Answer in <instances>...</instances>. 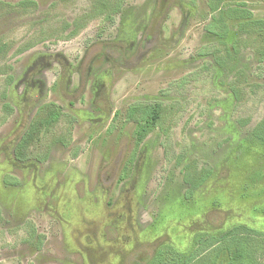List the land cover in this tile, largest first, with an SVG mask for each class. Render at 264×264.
Wrapping results in <instances>:
<instances>
[{
    "label": "rangeland",
    "instance_id": "obj_1",
    "mask_svg": "<svg viewBox=\"0 0 264 264\" xmlns=\"http://www.w3.org/2000/svg\"><path fill=\"white\" fill-rule=\"evenodd\" d=\"M121 1L0 0V264H264V0Z\"/></svg>",
    "mask_w": 264,
    "mask_h": 264
},
{
    "label": "trees",
    "instance_id": "obj_2",
    "mask_svg": "<svg viewBox=\"0 0 264 264\" xmlns=\"http://www.w3.org/2000/svg\"><path fill=\"white\" fill-rule=\"evenodd\" d=\"M123 1V0H122ZM122 1L119 3L120 5H115L112 9V11L110 12V15L109 16H106L107 19H110V21L112 20V15L113 14H117V12L119 11V9L122 7L121 6V3ZM123 4V3H122ZM102 12V11H100ZM99 12V13H100ZM164 8L161 7V8H157L156 10L153 11L152 15H151V18L149 20V23H148V26L145 30V33H144V36L143 38L141 39V42L140 44L142 43H145L147 42L148 40L151 39V37H153V35L155 33H157V30L159 29V26L161 24V22L163 21V17H164ZM206 30L209 32V33H215V29L213 28V25L211 23H208V25L206 26ZM221 35V34H220ZM143 46V44H142ZM101 52L103 54H105V56L111 60L112 62H114L115 64L117 65H120V66H124L123 63H122V60H123V57H124V51H123V48L121 45L117 44V43H104L102 45V48H101ZM142 103H136L133 105V107L137 106L139 107ZM49 105V104H48ZM53 105V108L54 109H60L59 106H56L54 104ZM59 111V110H57ZM146 113H144L142 116H140L141 118H143L145 116ZM148 115H151V113H147ZM128 119L132 118L130 116V111L128 112V116H127ZM132 119H135V120H138L136 118H132ZM140 120H138L139 122ZM30 127H32V125H30ZM29 131L31 130H28L24 135L21 136L20 140L18 141V143L16 144L15 148H14V157L18 160H24L25 159V155H23L21 152H20V149L21 147L27 142V138L29 137ZM142 138V135L139 134L138 135V140H140ZM207 175H204V177H207L208 176V173H206ZM204 177H202L200 180H198L197 182H190V180L188 179L187 175H183V180L184 182L188 185V191H186V196H191L193 191L196 190L204 181ZM235 235H248V236H256V237H260V238H264V233L263 232H260L256 229H253V228H250V227H247V226H244V225H237L225 232H223L220 237H211V238H208L206 239L205 241H202L204 243L208 242V241H225L227 242V240L229 239H232ZM192 257H190V259H188L186 261V263H188L190 260H191ZM145 260V259H144ZM142 261V260H141ZM147 260H145L143 263H145Z\"/></svg>",
    "mask_w": 264,
    "mask_h": 264
},
{
    "label": "water",
    "instance_id": "obj_3",
    "mask_svg": "<svg viewBox=\"0 0 264 264\" xmlns=\"http://www.w3.org/2000/svg\"><path fill=\"white\" fill-rule=\"evenodd\" d=\"M166 1H167V0H160V4H161L162 6H164V5L166 4Z\"/></svg>",
    "mask_w": 264,
    "mask_h": 264
},
{
    "label": "flooded vegetation",
    "instance_id": "obj_4",
    "mask_svg": "<svg viewBox=\"0 0 264 264\" xmlns=\"http://www.w3.org/2000/svg\"><path fill=\"white\" fill-rule=\"evenodd\" d=\"M160 6H162V5H160ZM165 6V5H164ZM164 6H162L163 8H164ZM160 27V26H159Z\"/></svg>",
    "mask_w": 264,
    "mask_h": 264
}]
</instances>
